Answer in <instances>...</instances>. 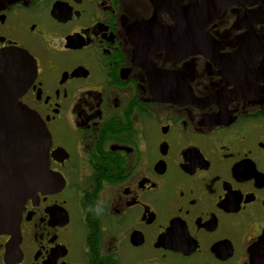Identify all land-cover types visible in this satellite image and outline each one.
Returning a JSON list of instances; mask_svg holds the SVG:
<instances>
[{
  "label": "flooded vegetation",
  "instance_id": "af4514ba",
  "mask_svg": "<svg viewBox=\"0 0 264 264\" xmlns=\"http://www.w3.org/2000/svg\"><path fill=\"white\" fill-rule=\"evenodd\" d=\"M9 48L54 186L0 264H264V0H0Z\"/></svg>",
  "mask_w": 264,
  "mask_h": 264
},
{
  "label": "water",
  "instance_id": "95a60500",
  "mask_svg": "<svg viewBox=\"0 0 264 264\" xmlns=\"http://www.w3.org/2000/svg\"><path fill=\"white\" fill-rule=\"evenodd\" d=\"M205 9L199 8L197 15H205ZM30 71L26 53L14 48L0 52V231L18 230L24 202L32 192L54 186L49 132L35 112L17 99Z\"/></svg>",
  "mask_w": 264,
  "mask_h": 264
}]
</instances>
